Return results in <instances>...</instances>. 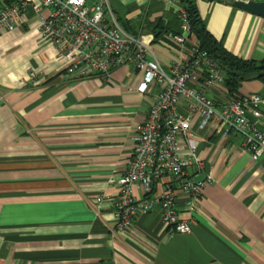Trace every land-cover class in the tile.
<instances>
[{"label":"crops","instance_id":"obj_1","mask_svg":"<svg viewBox=\"0 0 264 264\" xmlns=\"http://www.w3.org/2000/svg\"><path fill=\"white\" fill-rule=\"evenodd\" d=\"M108 1L123 29L151 41L168 67L176 49L165 36L180 32V0ZM192 1L227 52L264 61V18L235 8L236 0ZM38 27L30 7L20 25L0 34V264H264V157L252 161L239 136L212 127L197 133L213 183L202 192L190 234L168 235L157 208L137 217L125 236H113L112 208L97 209L94 199L117 195L110 181L126 171L134 129L160 87L128 92L139 81L132 67L107 80L70 79ZM158 27L162 38L154 43ZM30 71L36 81L21 85ZM249 94L264 98V80L241 83L237 95Z\"/></svg>","mask_w":264,"mask_h":264},{"label":"built area","instance_id":"obj_2","mask_svg":"<svg viewBox=\"0 0 264 264\" xmlns=\"http://www.w3.org/2000/svg\"><path fill=\"white\" fill-rule=\"evenodd\" d=\"M38 1L6 0L0 4V34L20 25L31 7L39 19V39L54 48L66 77L107 80L119 68L132 67L139 81L128 92L146 95L153 87H160L145 118L134 129L126 171L110 181L117 187V195L102 194L94 199L97 209L104 204L112 208L113 236H125L137 217L157 208L168 235L190 234L202 192L213 183L198 152L197 133L211 127L224 136L234 132L242 140L243 151L258 161L264 157V131L259 128L264 98L227 91L223 71L191 37L181 7L180 32L165 36L176 56L163 67L151 41L120 26L108 0L94 4L87 0ZM43 10L48 12L45 17L40 16ZM36 79L37 74L30 71L20 84H34ZM197 175L203 178L196 180ZM134 189L142 196L136 197Z\"/></svg>","mask_w":264,"mask_h":264},{"label":"trees","instance_id":"obj_3","mask_svg":"<svg viewBox=\"0 0 264 264\" xmlns=\"http://www.w3.org/2000/svg\"><path fill=\"white\" fill-rule=\"evenodd\" d=\"M180 3L181 8L186 13L191 28V37L197 41L200 48L206 51L223 71L225 75L224 85L230 94L237 95L241 83L253 80H264V61H244L227 52L206 30L198 15L194 2L192 0H180ZM112 12L120 24L113 9ZM153 34V42L155 43L162 38V29L158 27Z\"/></svg>","mask_w":264,"mask_h":264},{"label":"water","instance_id":"obj_4","mask_svg":"<svg viewBox=\"0 0 264 264\" xmlns=\"http://www.w3.org/2000/svg\"><path fill=\"white\" fill-rule=\"evenodd\" d=\"M210 1H216L221 3L224 0H210ZM233 5L237 9H241L257 17L264 18V2L236 0L234 1Z\"/></svg>","mask_w":264,"mask_h":264}]
</instances>
